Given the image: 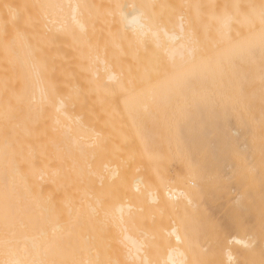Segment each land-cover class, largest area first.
Wrapping results in <instances>:
<instances>
[{
    "label": "bare ground",
    "instance_id": "1",
    "mask_svg": "<svg viewBox=\"0 0 264 264\" xmlns=\"http://www.w3.org/2000/svg\"><path fill=\"white\" fill-rule=\"evenodd\" d=\"M0 264H264V0H0Z\"/></svg>",
    "mask_w": 264,
    "mask_h": 264
}]
</instances>
